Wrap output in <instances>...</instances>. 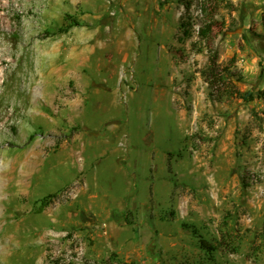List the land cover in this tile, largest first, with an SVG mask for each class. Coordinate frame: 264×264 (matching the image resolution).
Returning <instances> with one entry per match:
<instances>
[{
    "label": "rangeland",
    "instance_id": "obj_1",
    "mask_svg": "<svg viewBox=\"0 0 264 264\" xmlns=\"http://www.w3.org/2000/svg\"><path fill=\"white\" fill-rule=\"evenodd\" d=\"M208 44L264 89V0H0V264H264V99Z\"/></svg>",
    "mask_w": 264,
    "mask_h": 264
},
{
    "label": "trees",
    "instance_id": "obj_2",
    "mask_svg": "<svg viewBox=\"0 0 264 264\" xmlns=\"http://www.w3.org/2000/svg\"><path fill=\"white\" fill-rule=\"evenodd\" d=\"M190 9V3H186V10L188 11ZM75 24H79L76 22ZM190 21H187L184 19V17L181 19L180 22V29H183V32L185 35L190 36ZM73 25V24H72ZM72 25H68L67 27L61 29L62 31L68 30ZM213 24L211 21L206 23L205 25H201L198 28L199 35L206 39L211 31L213 30ZM205 49L209 50V64L207 69L203 70V75L205 76V79L207 82H209V85L211 87L221 88L223 86L228 87L229 86V92L231 94H234L236 97L244 100V101H252L256 98H263L264 99V89H260L258 91H255L253 89H247L242 90L236 85L235 81H241L243 79L242 73H236L231 69L229 66H222L221 63L218 61V52L214 51L213 47L208 44ZM201 50H204L201 48ZM231 65L237 67V59L232 58ZM222 67V68H221ZM263 235H264V223H263ZM205 246L206 243H205Z\"/></svg>",
    "mask_w": 264,
    "mask_h": 264
}]
</instances>
